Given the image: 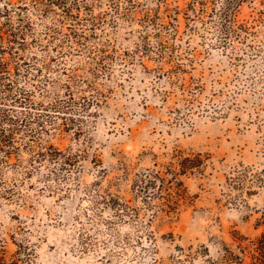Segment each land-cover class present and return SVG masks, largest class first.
<instances>
[{
  "label": "rangeland",
  "instance_id": "1",
  "mask_svg": "<svg viewBox=\"0 0 264 264\" xmlns=\"http://www.w3.org/2000/svg\"><path fill=\"white\" fill-rule=\"evenodd\" d=\"M49 2L0 0L4 55L13 56V70L17 51L31 62L22 84L46 82L37 100L64 94L71 82L75 96L96 101L86 112L79 102L56 112L58 128L43 136V145L54 144L75 164L60 170L43 163L28 175L27 161L1 168L20 198H0V264H226L234 233L254 239L264 231V0L231 9L238 34L225 38L227 0ZM198 152L202 170L178 177L187 199L176 212L162 210L172 201V181L149 197L153 208L135 195L137 174ZM30 155L22 147L10 162ZM53 169L58 175L47 179ZM99 177L102 191L139 209V217L114 226L118 247L104 245L105 225L96 224L85 196L84 186ZM82 225L91 234L86 249ZM20 244L33 248L28 256Z\"/></svg>",
  "mask_w": 264,
  "mask_h": 264
},
{
  "label": "trees",
  "instance_id": "2",
  "mask_svg": "<svg viewBox=\"0 0 264 264\" xmlns=\"http://www.w3.org/2000/svg\"><path fill=\"white\" fill-rule=\"evenodd\" d=\"M242 1L243 0H227L224 9L220 11L223 38L238 34V29L236 27L237 19L235 13H233L231 9L237 8ZM65 2L66 0H50L49 3H51V5L57 3L65 8ZM18 38L19 34L16 32L13 41L18 40ZM11 49V53H15L12 47ZM5 50L6 47L1 45L0 172L5 164L23 166V161H27L30 165V169L24 170L26 175L33 173L35 169H38V165L43 163L58 165L60 170L67 169L70 165L75 164L74 160L59 147L54 146V144L43 145V136L51 133V127L58 128L57 118H59V116L56 112L67 114L71 109L75 108V104H78V102L80 104V109L86 112L89 111L88 108L90 106L95 104L96 99H94L93 96L90 97L87 95L75 96L72 83L68 82L64 84L66 88L64 94L57 93L54 99L47 102L44 100H37L35 97L38 90H42L41 92L43 95L44 92H48L47 87H45L46 82L41 85L33 81L34 83H32L31 87L26 86L25 83L22 84V80L26 79L31 73V62L27 58H22L21 60L20 53L17 51L16 56H18L19 59L14 65L15 70H13L12 61L14 58L12 55L7 58L4 55ZM32 58H34V56ZM25 65L26 67L24 68ZM40 70L42 71V69L38 71ZM46 80L48 81L49 78L47 77ZM81 98L83 100H80ZM66 119H70L71 124H75L77 121L74 117H68ZM62 124H66V122ZM67 126L68 125H65L66 128ZM80 130L81 128L78 127L76 133L81 132ZM22 147L30 150L31 155L26 158V160H18L17 162L11 163L10 159L12 156H19ZM37 147H39V149ZM203 163L204 158L201 152L189 155L179 154L176 160L171 161V164L165 165L163 169L148 168L137 174V177L132 182L133 191L136 196H142L148 208H153L152 201L149 197L157 193L160 185H165L168 181H172L173 189H170L172 186L168 187V194L172 201L171 203H167L165 209H162L168 214H171L172 212H176L182 199H187V190L184 186V181L178 179L179 175L193 172L195 169L201 171ZM174 164H177L178 170L172 169ZM99 171L101 172V177L106 173L104 167H101ZM168 173L171 174L170 178L167 177ZM52 175H58L57 171L54 169L51 170L46 175V178L50 179ZM101 177L94 180L91 184L84 186L85 196L90 199L94 215H98L96 224L102 223L105 225L106 237L102 240L104 245L111 248L118 247L122 239L119 232H115L114 226L120 222H130L139 217V209L133 207L129 200H123L119 195L112 193L108 189L102 191ZM17 185L16 183L12 185L5 184V181L0 177V198L18 200L20 198V191L17 190ZM154 214H156V212H154ZM262 218L263 220H261V223L264 224V214ZM87 228L88 227L85 225H82V230L80 232L81 246L83 249L88 248V240L91 236ZM139 238L141 239V237ZM234 239L235 248L227 247L222 256V260L225 261L226 264H264V231L260 236L254 239L234 233ZM20 246L22 250L19 252H24L26 256H28L31 253L30 250L33 249L26 244H20ZM4 249V239L0 238V252H3ZM178 249L179 253H182L178 254L177 257L178 259H182V254L185 249L181 246H178ZM205 250H208V247L205 248ZM246 256H249L250 259L246 260ZM102 257H105V255Z\"/></svg>",
  "mask_w": 264,
  "mask_h": 264
}]
</instances>
